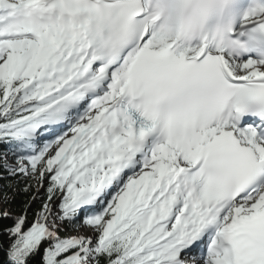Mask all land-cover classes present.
I'll use <instances>...</instances> for the list:
<instances>
[{"label":"snow or ice","instance_id":"1","mask_svg":"<svg viewBox=\"0 0 264 264\" xmlns=\"http://www.w3.org/2000/svg\"><path fill=\"white\" fill-rule=\"evenodd\" d=\"M0 264H264V0H0Z\"/></svg>","mask_w":264,"mask_h":264},{"label":"rangeland","instance_id":"2","mask_svg":"<svg viewBox=\"0 0 264 264\" xmlns=\"http://www.w3.org/2000/svg\"><path fill=\"white\" fill-rule=\"evenodd\" d=\"M81 231H86V230H84V229H81ZM89 235L91 234V233H88Z\"/></svg>","mask_w":264,"mask_h":264}]
</instances>
